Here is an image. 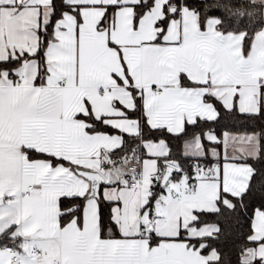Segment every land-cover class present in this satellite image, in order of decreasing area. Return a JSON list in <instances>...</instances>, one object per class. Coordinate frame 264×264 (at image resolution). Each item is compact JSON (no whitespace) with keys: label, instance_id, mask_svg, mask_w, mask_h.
<instances>
[{"label":"snow or ice","instance_id":"6c2138e0","mask_svg":"<svg viewBox=\"0 0 264 264\" xmlns=\"http://www.w3.org/2000/svg\"><path fill=\"white\" fill-rule=\"evenodd\" d=\"M0 264H264V0H0Z\"/></svg>","mask_w":264,"mask_h":264}]
</instances>
